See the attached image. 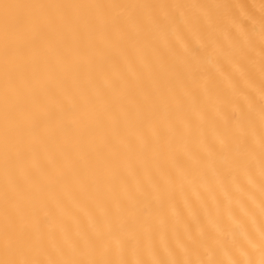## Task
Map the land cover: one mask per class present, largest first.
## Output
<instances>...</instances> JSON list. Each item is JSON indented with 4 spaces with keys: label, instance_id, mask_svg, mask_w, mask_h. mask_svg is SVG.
<instances>
[{
    "label": "bare ground",
    "instance_id": "1",
    "mask_svg": "<svg viewBox=\"0 0 264 264\" xmlns=\"http://www.w3.org/2000/svg\"><path fill=\"white\" fill-rule=\"evenodd\" d=\"M0 264H264V0H0Z\"/></svg>",
    "mask_w": 264,
    "mask_h": 264
}]
</instances>
